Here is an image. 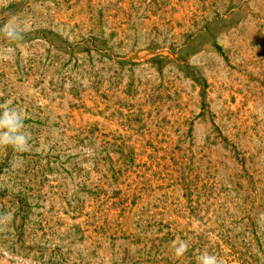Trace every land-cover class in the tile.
<instances>
[{"label":"rangeland","instance_id":"374dc122","mask_svg":"<svg viewBox=\"0 0 264 264\" xmlns=\"http://www.w3.org/2000/svg\"><path fill=\"white\" fill-rule=\"evenodd\" d=\"M12 19L0 104L31 147L0 148V264H264V0H0Z\"/></svg>","mask_w":264,"mask_h":264},{"label":"clouds","instance_id":"9594fccd","mask_svg":"<svg viewBox=\"0 0 264 264\" xmlns=\"http://www.w3.org/2000/svg\"><path fill=\"white\" fill-rule=\"evenodd\" d=\"M0 35H3L10 43H17L23 38V30L12 19L0 28ZM7 51L13 52L14 49L9 48ZM26 118V113L10 102L0 104V148L11 149L15 153L29 151L31 134L25 124ZM188 247L187 241H176L175 256L183 258ZM197 264H220V262L217 256L204 252L197 257Z\"/></svg>","mask_w":264,"mask_h":264}]
</instances>
